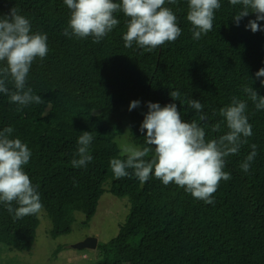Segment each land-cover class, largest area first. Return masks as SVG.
I'll list each match as a JSON object with an SVG mask.
<instances>
[{
    "label": "trees",
    "instance_id": "obj_1",
    "mask_svg": "<svg viewBox=\"0 0 264 264\" xmlns=\"http://www.w3.org/2000/svg\"><path fill=\"white\" fill-rule=\"evenodd\" d=\"M220 3L212 31L199 40L192 38L186 19L187 0L166 4L182 33L175 42L149 52L135 44L124 46L127 18L122 12L115 13L117 27L93 43L92 37L62 34L70 17L63 0H0V18L15 7L31 21L33 32L48 37V55L33 62L27 78V87L45 103L17 111L0 94V130L13 127V138L32 152L24 170L38 185L42 211L52 225L50 237L68 235L75 212L85 216L86 225L104 192L128 201L125 222L114 238L98 244L92 264H264V110H256L251 101L247 115L253 134L238 155L226 158L224 171L232 178L220 181L211 204L154 177L145 183L135 176L116 179L110 168L112 158H122L118 140L126 133L134 146H146V131L142 134L139 128L148 102L176 103L184 121L198 119L194 110L185 112L186 106L171 99L172 90L199 100L209 123L221 119L213 111L218 113L232 96L247 99L242 85H252L264 96L255 78L264 67V30H246L254 14L236 26L232 17L241 6ZM259 24L264 29V21ZM134 100L140 106L129 111ZM84 131L94 137L93 160L76 169L71 160ZM226 131L208 130L207 138ZM251 144L257 145V155L245 173L240 164ZM38 225V214L14 220L0 204V256L3 251H29ZM62 250L58 246L53 257Z\"/></svg>",
    "mask_w": 264,
    "mask_h": 264
},
{
    "label": "clouds",
    "instance_id": "obj_2",
    "mask_svg": "<svg viewBox=\"0 0 264 264\" xmlns=\"http://www.w3.org/2000/svg\"><path fill=\"white\" fill-rule=\"evenodd\" d=\"M70 11L65 37L101 42L120 23L115 13L122 12L127 18L126 31L122 39L124 46L149 52L165 43L175 42L182 29L177 24V16L166 4L175 5L177 0H63ZM231 6H241L232 17L236 26L250 15L245 25L253 33L262 31L259 21H264V0H229ZM221 8L220 0H187L186 19L191 25L192 38L201 39L213 29L216 12ZM47 34L33 32L31 21L19 14L13 7L0 18V94L17 105V111L31 104H44L40 95L27 87V78L34 61H42L48 55ZM264 67L256 73L261 87H264ZM11 86V87H10ZM241 91L247 99L232 96L230 103L221 107L220 120L209 123L204 105L188 97H182L179 90H172L169 96L179 101L181 106L192 109L198 119L184 121L176 103L161 106L148 102V111L139 131L144 135L146 146L136 147L122 144L120 156L112 158L110 168L116 179L135 176L141 183L154 177L164 186L174 183L192 195L194 199L213 203V195L221 180H230L231 174L224 171L226 158L238 155L243 145L252 136L249 123L248 102L256 110H264V96L253 86L242 85ZM50 103V102H49ZM140 101L130 102L129 111L138 108ZM215 138H207L208 130L222 133ZM14 128L6 126L0 130V204L13 219H22L40 213L43 209L38 185H33L24 170L32 156L28 145L21 139L13 138ZM94 137L84 131L78 137L77 149L71 160L73 168H86L93 160L90 145ZM251 152L241 162L240 168L247 173L257 155V145H250ZM151 154V155H150ZM150 157V158H148ZM148 158V159H146ZM15 205V206H14ZM98 246V245H97ZM85 257V256H84Z\"/></svg>",
    "mask_w": 264,
    "mask_h": 264
},
{
    "label": "rangeland",
    "instance_id": "obj_3",
    "mask_svg": "<svg viewBox=\"0 0 264 264\" xmlns=\"http://www.w3.org/2000/svg\"><path fill=\"white\" fill-rule=\"evenodd\" d=\"M122 144H132L128 141L127 133L118 140L120 149ZM128 211L129 204L125 198L118 199L104 192L100 197L96 214L86 225L82 224L85 216L75 212L71 232L55 239L49 235L52 229L51 222L44 211H41L38 213L39 225L31 249L25 252L3 251L0 264H92L97 260V248L75 250L71 246L88 237L96 238L97 245L109 242L117 234L119 226L125 222ZM58 246H62L63 250L53 257V252Z\"/></svg>",
    "mask_w": 264,
    "mask_h": 264
},
{
    "label": "water",
    "instance_id": "obj_4",
    "mask_svg": "<svg viewBox=\"0 0 264 264\" xmlns=\"http://www.w3.org/2000/svg\"><path fill=\"white\" fill-rule=\"evenodd\" d=\"M75 250H95L97 248V239L93 237L85 238L83 241L71 246Z\"/></svg>",
    "mask_w": 264,
    "mask_h": 264
}]
</instances>
